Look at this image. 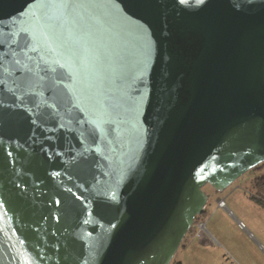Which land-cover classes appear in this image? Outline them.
I'll return each instance as SVG.
<instances>
[{
  "label": "water",
  "instance_id": "obj_1",
  "mask_svg": "<svg viewBox=\"0 0 264 264\" xmlns=\"http://www.w3.org/2000/svg\"><path fill=\"white\" fill-rule=\"evenodd\" d=\"M43 12L35 92L0 85V264H171L264 163V0H0V38Z\"/></svg>",
  "mask_w": 264,
  "mask_h": 264
},
{
  "label": "rangeland",
  "instance_id": "obj_2",
  "mask_svg": "<svg viewBox=\"0 0 264 264\" xmlns=\"http://www.w3.org/2000/svg\"><path fill=\"white\" fill-rule=\"evenodd\" d=\"M263 177L259 165L224 192L205 186L209 202L203 222L197 224L204 228L197 238L193 233L184 239L172 264H264V208L254 200L255 181Z\"/></svg>",
  "mask_w": 264,
  "mask_h": 264
},
{
  "label": "snow or ice",
  "instance_id": "obj_3",
  "mask_svg": "<svg viewBox=\"0 0 264 264\" xmlns=\"http://www.w3.org/2000/svg\"><path fill=\"white\" fill-rule=\"evenodd\" d=\"M178 3L181 5H185L189 3V0H178ZM201 4L205 3V0H200ZM42 7H50L48 5H43ZM58 7L64 9H71L72 5L62 4ZM33 16L35 14L33 13ZM51 16L47 12L41 13L39 16H36L33 21H31L30 25L27 27H20L17 32H12L9 35L0 38V68L3 69V72L6 74L4 79H0V85H4L7 81L8 77L13 76V72L15 71H23L25 73L31 75H24L19 77V83L16 84V89H13L14 93L16 91L23 92L27 94L28 92H35V85L37 83L36 77L39 76L40 66L36 65L35 68L30 67L26 61L33 60L32 56H29V52H36L37 45L40 43L41 39L47 41L48 39H52L55 41L62 40V31L60 26H54L50 23ZM18 35L22 36V41H18L16 37ZM7 45L8 50L4 51V47ZM62 46H65L66 52L69 57L74 61L79 60V53L72 48L70 45H67L66 42H62ZM11 57V59H7V57ZM18 56H22L25 59H19ZM47 63V61H45ZM58 63V61H57ZM63 67V65H61ZM12 69L10 71L9 69ZM146 69V65L144 66ZM55 71V69H52ZM16 81L14 80V83ZM37 95L42 96V93H36ZM18 99H22V97H18ZM41 103H44L41 100ZM138 101H131L129 104L130 109H135L138 111ZM35 122V121H33ZM11 152L8 153L11 156ZM53 175H58V173H54ZM71 191V189H68ZM59 204V201H56Z\"/></svg>",
  "mask_w": 264,
  "mask_h": 264
},
{
  "label": "trees",
  "instance_id": "obj_4",
  "mask_svg": "<svg viewBox=\"0 0 264 264\" xmlns=\"http://www.w3.org/2000/svg\"><path fill=\"white\" fill-rule=\"evenodd\" d=\"M264 167V163L261 164ZM256 189V196L254 198V200L259 203L263 208H264V177L261 179H257L255 181V188ZM208 205V204H207ZM207 207V206H206ZM206 209V208H205ZM206 214V210L205 212L200 215L197 216L196 221H195V225L192 227V229L189 231L188 235H191L193 233H195L196 231V225L200 222H203V217H205ZM187 235V236H188ZM186 236V237H187ZM172 264V263H171ZM177 264H181V263H177Z\"/></svg>",
  "mask_w": 264,
  "mask_h": 264
},
{
  "label": "built area",
  "instance_id": "obj_5",
  "mask_svg": "<svg viewBox=\"0 0 264 264\" xmlns=\"http://www.w3.org/2000/svg\"><path fill=\"white\" fill-rule=\"evenodd\" d=\"M219 207H221V208L225 207V202H224L223 200H221V201L219 202ZM198 224H199V223H198ZM239 226H240L241 228H244V224H243V223H239ZM195 227H196V229L199 228L198 231H195V233H194V235H193L194 238H197V235H198L199 231L202 230V229L204 228V225H203V223H201V225H196Z\"/></svg>",
  "mask_w": 264,
  "mask_h": 264
},
{
  "label": "crops",
  "instance_id": "obj_6",
  "mask_svg": "<svg viewBox=\"0 0 264 264\" xmlns=\"http://www.w3.org/2000/svg\"><path fill=\"white\" fill-rule=\"evenodd\" d=\"M192 240H193V237H192ZM180 263V262H179ZM181 264H182V262H181Z\"/></svg>",
  "mask_w": 264,
  "mask_h": 264
},
{
  "label": "clouds",
  "instance_id": "obj_7",
  "mask_svg": "<svg viewBox=\"0 0 264 264\" xmlns=\"http://www.w3.org/2000/svg\"><path fill=\"white\" fill-rule=\"evenodd\" d=\"M195 225V224H194Z\"/></svg>",
  "mask_w": 264,
  "mask_h": 264
}]
</instances>
